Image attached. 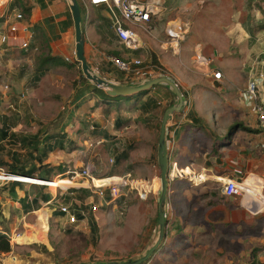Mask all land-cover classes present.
Returning <instances> with one entry per match:
<instances>
[{"label":"rangeland","instance_id":"rangeland-1","mask_svg":"<svg viewBox=\"0 0 264 264\" xmlns=\"http://www.w3.org/2000/svg\"><path fill=\"white\" fill-rule=\"evenodd\" d=\"M78 3L84 18L86 10L81 2ZM153 20L152 27L158 24L163 28L171 22L188 25V32L180 47L181 56L188 54L191 61L196 45L201 46L203 54L212 55L216 50L219 55L220 50L223 59H241L246 53L253 54L258 50V39H264V0H165L164 9ZM157 35L160 41H166L164 30L158 31ZM166 55L172 56L171 51H166ZM36 61L37 58L34 63L28 61V72H33L31 65L35 67ZM5 62L6 58L2 57L0 96L3 105L0 104V128L5 124L9 137L0 143V161L5 164L0 172L7 173L10 167L27 171L36 165L41 166L46 173L37 171L33 177L53 181L57 176L67 173L61 179H68L80 174L83 167L93 165L96 179H122L125 187L121 192L127 194L128 200L127 209L122 214L119 204L114 205L117 212L113 205L100 206L97 198L86 191L84 180L76 178L69 188L78 191L75 197H67L64 203L73 201L76 212L82 211L85 219L89 215V226L85 228L86 222L80 223L85 224L83 226H70L64 220L61 222L51 217L46 220V215L39 213L37 216H28L24 221L29 226L25 227L23 222L20 223L21 214L10 213L8 221L2 223V229L6 231L10 245L13 244L11 250L15 257L22 259L21 264H91L126 262L144 256L158 237V201L153 198V192L142 200L137 195L138 191L132 188L154 189L159 200L157 150L162 116L149 124L122 128L115 137L98 143V130L92 132L88 127L97 129L100 125L82 121L77 109V100L83 93L78 82H84L78 69H52L39 82L35 83L34 79L28 81L20 93L15 90L17 86L5 72L8 70L3 64ZM248 100L251 101L247 97ZM202 129L203 139L206 135L214 137L215 124L212 120ZM32 137H38L41 144L39 151L31 156L29 153L32 148L19 141ZM220 141L223 139L216 142ZM49 146L53 150L42 157ZM123 154L127 158L119 159ZM4 177L0 176V179ZM140 180L146 184L137 187L134 181ZM56 184L66 186L60 182ZM16 188L13 182L0 181L2 203L10 199L13 192L16 193ZM22 188H27L25 196L29 194L37 197L55 190L31 185ZM219 189L212 186L209 194L214 196L220 192ZM261 192L264 197V188ZM250 197L247 194L245 199L246 207L249 208H246L248 218L234 223L216 222L214 219L217 215L208 210L209 204L202 206L204 210L198 212L201 217L195 226L191 230L179 228L175 235H172L173 231L170 233L166 230L160 248L144 264H264V209H254L255 205L251 201H255V198ZM93 204L97 207L96 211L92 209ZM56 205L54 208L58 210ZM40 208L50 212L52 206L40 205ZM3 209L5 207L1 206L2 212ZM16 234L21 235L13 236ZM10 257L0 254V264H5V259H12Z\"/></svg>","mask_w":264,"mask_h":264},{"label":"crops","instance_id":"crops-1","mask_svg":"<svg viewBox=\"0 0 264 264\" xmlns=\"http://www.w3.org/2000/svg\"><path fill=\"white\" fill-rule=\"evenodd\" d=\"M0 1V37L2 35L8 37L5 44L0 43V62L2 57L6 58L3 64L8 70L5 72L10 81L17 86L16 91L21 93L23 85L32 79L35 83L40 81L41 78L37 79V61L35 67L31 65L34 68V70L31 68L32 73L28 72L29 67L26 64L30 60L33 62L39 56L41 42L48 44L51 56L60 58L72 65L71 68L79 70L80 66L76 64L75 59L74 23L66 0ZM78 1L86 10V15L82 18L84 57L93 73L113 84L131 85L113 71L114 68L108 62V58L117 55L121 59H138L144 64H150L152 61L154 63L152 65L159 67L160 72L151 74L150 79L167 76L178 85L182 93L183 111L174 113L166 127L167 164L170 168L171 164L176 163L179 168H188L191 173L202 176L203 179L193 183L186 179H168L165 236L166 230L173 231L172 235H175L179 228L191 230L201 217L198 212H202L204 210L202 206L205 207L207 203L208 210L217 215L214 219L216 222L227 224L246 220L248 210L245 199L247 198H227L221 193V186L227 179L244 180L251 189L248 195L251 196L250 198H255V201H251L255 205L254 209L263 210L264 197L261 196V189L264 188V133L258 128L254 104L252 101H247L245 92L251 78L261 74L262 78L258 81L257 88L260 101L264 103V39L261 41L258 39V50H255L253 54L246 53L241 59H223L220 50L219 55L216 50L212 55L203 54L201 46L196 45L194 55L201 51L204 56L214 58L211 69L221 72V80H214L211 71L200 68L194 63V56L192 61L188 54L181 56V47L179 54L174 55L178 59L172 57L173 54L166 55V51L170 50L164 47V42L160 41L157 35V32L164 30L165 26L161 28L160 25L155 24L152 27L153 24H150L152 28L150 33L137 27L136 32L142 46L137 50H128L117 41L107 7H93L88 0ZM24 8L29 10L27 16L23 13ZM15 11L23 13V21L15 20ZM11 27L15 28V32H11ZM139 32L143 33L139 34ZM23 41L29 42L28 49L21 48ZM55 68L58 67H52L49 71ZM147 78L140 83L148 81ZM78 83L82 86L80 88L83 93L77 100L79 103L77 109L82 116V121L100 125L97 129L94 127V130L88 127L92 132L98 130L99 135L96 137L98 143L115 137L122 128L130 129L133 125L156 121L160 116L163 117L164 111L174 104L172 92L163 85L155 86L141 98L101 102L91 91L93 84ZM87 90L90 91L87 92ZM2 100L0 96V104L3 105ZM210 120L215 124L214 137L210 138L206 135L204 139L207 138L208 141L205 142L202 127L209 124ZM117 123L120 125L117 126ZM235 125L236 129L230 130ZM221 138L223 141L217 143L216 141ZM2 176L5 177L1 181H13L18 185L16 193L13 192L10 199L2 203L0 198V233L5 235L6 231L2 229V223L8 221L10 213L21 214L20 223L23 222L25 227L29 225L24 220L28 216H37L39 213H44L46 220L51 217L61 222L64 220L66 223V219L60 215L59 210L54 208L56 204L51 200L52 193H50V200L43 202L41 195L37 197L27 194L25 196L27 188H22L25 186L22 184L55 188L59 187L56 183L60 182L66 184L65 187H70L72 186L70 180L43 181L36 179L37 177L29 178L8 173H3ZM111 181L122 182L119 179H110L108 182ZM100 183L102 181L96 184ZM212 186L220 188V192L214 196L209 194V188ZM152 195L158 201L156 193L153 192ZM40 205L52 206V209L49 212L43 210V207L40 208ZM1 206L5 207L3 212ZM56 207L58 208L57 205ZM78 214L83 215H81L82 223L86 222V228L89 215L85 219L83 212ZM83 225L85 224L79 226ZM12 241L17 244L13 239ZM12 247L13 244H11ZM13 253V250L6 253L12 259H5V264L22 263V259L15 257Z\"/></svg>","mask_w":264,"mask_h":264},{"label":"built area","instance_id":"built-area-1","mask_svg":"<svg viewBox=\"0 0 264 264\" xmlns=\"http://www.w3.org/2000/svg\"><path fill=\"white\" fill-rule=\"evenodd\" d=\"M28 1L33 2L36 0ZM88 3L93 7H107L111 19V27L118 43L128 50H137L142 46V42L136 32L137 27H140L145 32L150 33L152 31L150 24L154 22L153 19H156L160 15L162 9H164L165 0H88ZM14 18L15 20L23 21L24 15L21 11H15ZM10 29L12 33L15 32V28L11 27ZM187 32V24L174 22L165 24L164 34L166 37V41L163 44L164 47L170 50L173 55H178L180 52V43L184 41ZM28 37L31 38L30 36ZM7 40V35H2L0 37V43L2 45L5 44ZM21 48L28 49L29 42H21ZM66 61L70 62L69 59H66ZM108 62L111 64L114 70L121 75L122 79L126 83H131V85L129 86H139L144 84L145 82H142V84L140 82L146 77H148L146 80H150L151 77L149 76L151 74H155L159 70L157 66L144 64L141 60L138 59L127 60L118 57H109ZM194 63L200 68H206L208 71H211L214 80H221V72L211 69V66L214 63V58L212 56L206 57L201 53V51L197 52L194 55ZM261 78V74L255 78H251L246 86L245 93L254 104V111L258 128L264 133V103L260 101L257 88L258 81ZM89 129L94 130V127L90 126ZM110 163H113V160H110ZM90 166L83 167L80 174H74L70 176V178L68 177V180H70L72 183V181L79 177L87 184L86 191L90 192L97 198L100 206H114L119 204L121 210L120 214L125 212L128 202L127 194H123L121 192L123 190V187H125V185H123V183L125 182L122 179L116 177H104L96 179V168L93 165L91 167ZM0 174L2 173L0 172ZM67 175L68 173L66 175H59L57 176V179H61ZM110 179H119L122 182H108ZM168 179H186L193 183L200 182L203 178L202 176L191 173L188 168H179L176 163H173L171 164L170 168H168L167 180ZM98 181H102V183L96 185L95 182ZM128 181L129 180H127V182ZM142 183L146 184V182L142 180L134 181V184L137 187L142 185ZM24 185L30 186L31 184ZM38 186L50 188L44 185ZM54 189V192H51V200L58 205V210L61 214H63V217L66 219V223L70 226H77L81 222H83V219L78 218V212L73 209V201L64 203V200L67 197H73L75 192H77L78 190H73L69 187L63 186L55 187ZM132 189H134L133 191H138L137 195L142 200H145L147 198L148 193L155 192L154 189L150 191V189H147L146 187H140V190H138L136 187ZM250 191V187L245 183L244 180L227 179L221 186V193L227 198L246 197V195L249 194ZM74 203L76 205L77 202L75 201ZM114 208L117 212L115 206ZM92 209L93 211H96L97 207L93 204ZM79 213L82 212L79 211Z\"/></svg>","mask_w":264,"mask_h":264},{"label":"water","instance_id":"water-1","mask_svg":"<svg viewBox=\"0 0 264 264\" xmlns=\"http://www.w3.org/2000/svg\"><path fill=\"white\" fill-rule=\"evenodd\" d=\"M70 6L72 19L74 23V31H75V59L80 66L81 73L83 77L96 86L97 88L103 90L106 95L109 97H129L136 96L143 92L149 91L158 85H163L167 87L173 94L174 104L167 108L162 117V122L160 126L159 136H158V168H159V200H158V237L154 245L147 250V252L141 258L137 260H131L126 262H115L110 261L106 263H91V264H144L146 263L153 254L160 247L163 239L165 238V207L167 201V190H168V164L166 157V127L174 113L183 111L184 108V100L182 93L178 87V85L169 77L162 76L158 78H153L146 81L144 84L139 86H129V85H117L110 83L101 77L97 76L93 71L89 68L85 57H84V35H83V27H82V17L81 10L77 0H66ZM13 175V174H12ZM22 176V175H20ZM27 177V176H23ZM31 178V177H29ZM43 181H50L48 179L36 178Z\"/></svg>","mask_w":264,"mask_h":264},{"label":"trees","instance_id":"trees-1","mask_svg":"<svg viewBox=\"0 0 264 264\" xmlns=\"http://www.w3.org/2000/svg\"><path fill=\"white\" fill-rule=\"evenodd\" d=\"M23 13L27 16L29 14L28 8H24L23 9ZM40 51H41V53L37 57V79L43 77L50 70V68H52V67H67V68H71L72 67V65H69L68 63H66L65 61L61 60L60 58H56V57L51 56L49 46H48V44L46 42H41ZM116 57H118V56L116 55ZM76 64H78V63L76 62ZM79 72H80V75H81V79L84 82H88L83 77L80 68H79ZM91 91L95 95V97H97L101 102H111V101H120V100H130V99H133V98H141L142 96L146 95V93H147V91H146V92H143V93H141L139 95H136V96L113 98V97H109L108 95H106V93L103 90L97 88L96 86H94ZM121 123H122V121H121ZM119 125H120V123H117V126H119ZM236 127L237 126L235 125L230 130H235ZM7 137H8V130L5 128V124H3V126H1V128H0V143H2L5 140H7ZM47 140H50V139H47ZM19 143L23 144L24 146L25 145H29L32 148V150L30 151L29 155L32 156L33 152H38L39 151V146L41 144V141L38 139V137H32L30 139L29 138H22L19 141ZM61 147L62 146H60V149H62ZM47 149H48L47 152H43L42 153V157H46L47 153L49 151L53 150V147L49 146ZM126 158H127L126 154H123L119 159H126ZM40 162H42V159H40ZM4 165H5L4 162L0 161V168H2ZM37 171L39 173H46L45 171L42 170L41 166L38 167L36 165H32L31 168L29 170H27V171L20 170V169L14 168V167H10L9 170L7 171V173L13 174V175H22V176L35 178L32 175L35 172H37ZM14 184L18 185V183H15V182H14ZM38 187H43V186H38ZM40 198H41V200L43 202H48L50 200V198H51V195H50V193H44V194L41 195ZM60 215L63 216V214H61V213H60ZM78 218L82 219V216L78 214ZM157 219H158V212H157V215H156V221H157ZM11 249L12 248H11L10 240H9L8 236L0 233V254L9 253V252H11Z\"/></svg>","mask_w":264,"mask_h":264},{"label":"bare ground","instance_id":"bare-ground-1","mask_svg":"<svg viewBox=\"0 0 264 264\" xmlns=\"http://www.w3.org/2000/svg\"><path fill=\"white\" fill-rule=\"evenodd\" d=\"M3 175V173L2 174H0V176H2ZM2 179H0V181H1ZM247 182V181H246ZM97 182H95V184H96ZM96 185H98V184H96Z\"/></svg>","mask_w":264,"mask_h":264}]
</instances>
